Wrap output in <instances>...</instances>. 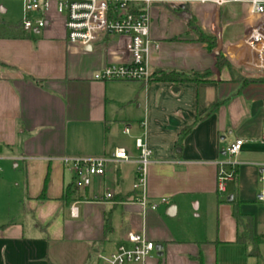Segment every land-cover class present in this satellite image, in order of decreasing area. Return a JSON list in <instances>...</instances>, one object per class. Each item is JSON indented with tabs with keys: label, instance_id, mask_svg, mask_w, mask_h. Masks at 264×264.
Wrapping results in <instances>:
<instances>
[{
	"label": "crops",
	"instance_id": "0c3cea01",
	"mask_svg": "<svg viewBox=\"0 0 264 264\" xmlns=\"http://www.w3.org/2000/svg\"><path fill=\"white\" fill-rule=\"evenodd\" d=\"M187 5H194L201 25L217 37L216 48L209 51L187 34L181 12L152 20L150 34L159 48L150 51L151 74L209 69V81L102 80L105 67L121 60L110 42L118 44L117 37L90 49L70 44L55 1L44 28L24 31L23 0H0L2 15L18 8L16 18L0 17V264H99L96 254L114 251L132 231L162 245L161 255L157 250L145 264H231L228 248L237 244L238 227L229 196L236 193L241 212L257 221L244 209L251 200L242 185L255 178L258 193L264 92L257 91L264 83L243 87L227 67L218 69L217 55L222 52L242 73L258 74L245 38L252 25L264 28V15H251L245 3L226 10ZM137 137L152 150L146 205L134 189ZM236 138L245 140L241 164L236 180L220 194L218 162L227 159ZM117 148L126 149L130 161L111 163L88 186L64 164L66 157H112ZM68 189L74 191L70 204L64 198ZM212 207L217 240L181 238L173 220L190 209L208 215Z\"/></svg>",
	"mask_w": 264,
	"mask_h": 264
},
{
	"label": "built area",
	"instance_id": "2783aa9c",
	"mask_svg": "<svg viewBox=\"0 0 264 264\" xmlns=\"http://www.w3.org/2000/svg\"><path fill=\"white\" fill-rule=\"evenodd\" d=\"M56 11L64 18L68 42L74 45H92L99 41L117 37L121 60L108 64L101 79L105 81H148L151 75L150 51L159 48V43L150 34L152 6L167 0H23L22 29L33 31L46 26L52 2ZM183 4L214 5L223 7L228 3H245L253 16L264 15V0H179ZM245 44L254 53L252 66L258 73H264V28L261 24L252 25L245 38ZM126 134L130 133L128 127ZM245 140L236 138L226 149L227 159L218 162V192L226 193L228 183L237 178L241 164L238 157ZM135 145L139 150L138 168L134 189L141 190L142 203L146 205L144 190L146 171L151 162L152 150L142 137H137ZM130 161L124 148H117L112 157H66L64 164L81 177L84 185L91 183L92 177L103 176L111 163ZM0 166V173H1ZM264 183V165L260 173ZM112 194L108 193L107 198ZM162 202H167L166 198ZM256 202L264 208V188L256 194ZM157 209L158 204H150ZM72 215L77 214V207H71ZM157 245L144 234L129 232L117 248L109 253L96 254L99 264H145L157 251Z\"/></svg>",
	"mask_w": 264,
	"mask_h": 264
},
{
	"label": "trees",
	"instance_id": "16d2710c",
	"mask_svg": "<svg viewBox=\"0 0 264 264\" xmlns=\"http://www.w3.org/2000/svg\"><path fill=\"white\" fill-rule=\"evenodd\" d=\"M165 3V2H162ZM159 4V3H158ZM181 7L178 4H171V10L174 13L181 12ZM191 12V17L186 21L187 23V34H195V40L197 42H202L207 45L209 51H212L217 46V37L206 30L200 23L198 16L193 12ZM217 67L222 70L227 67L230 73L233 75V79L240 81L242 86L245 87L250 83H264V74H254V75H244L241 69H234L230 61L226 58V56L220 52L217 55ZM213 73L211 70L207 69L205 71H177V70H158L152 73L149 77L148 81H173V82H204L209 81L212 77ZM37 83H42L41 80H35ZM217 107V106H216ZM215 108V107H214ZM195 123L190 124L183 128L181 132V138L188 135ZM73 190H66L64 198L66 199V203L70 204L72 201ZM222 194V193H220ZM242 201L238 200L236 197V193L234 194V199L231 204L233 207V216L237 222V237L236 243L242 245H251L252 249L250 254L256 257L260 256L259 246L264 240L263 235H255L254 233V217L251 214H244L240 210V205ZM110 218L109 216L106 218L105 230L108 231ZM203 264V261H201Z\"/></svg>",
	"mask_w": 264,
	"mask_h": 264
},
{
	"label": "rangeland",
	"instance_id": "374dc122",
	"mask_svg": "<svg viewBox=\"0 0 264 264\" xmlns=\"http://www.w3.org/2000/svg\"><path fill=\"white\" fill-rule=\"evenodd\" d=\"M171 4H178L179 6L183 5L182 2L179 0H167L165 3H159L152 6L151 10V17L152 20L158 21V18L166 17L167 15H173L174 12L171 10ZM186 6V5H185ZM236 6L238 7L237 3H228L223 6V9L226 10L228 7ZM188 7L189 12L193 10L194 5L190 6L187 5L184 9ZM23 11V9H22ZM18 12V8L16 10L13 8V15H2L0 17L8 18L14 17L16 18ZM191 13V12H190ZM155 14V15H154ZM187 18V17H186ZM15 22V21H14ZM166 22V21H164ZM160 23V22H159ZM195 37L196 35L193 34ZM263 74V73H258ZM244 75H248L245 74ZM258 93L264 92V87H261V90L257 91ZM263 114H264V107H263ZM245 184V185H244ZM242 187L245 189V196L248 200L246 207L244 209L250 210L254 212V216L256 214L257 221L255 217V231L261 230L264 232V208L261 204L252 202V199L256 195V180L255 178L249 177L244 183ZM229 185V183H228ZM260 185V186H259ZM230 187L233 189L234 183L230 184ZM264 188V183L260 181V175L258 176V191ZM198 211H189L182 212L178 217H176L173 223L179 229L181 233V238L186 240H195L200 241L203 238H207L209 240H217V229H218V218L217 212L215 207H212L208 213V215H204L201 213L200 216L196 214ZM221 249V248H220ZM252 247L251 245H242V244H235L233 246H229L228 254H230L231 264H264V241L260 244V256L256 257L250 254ZM163 257V256H162Z\"/></svg>",
	"mask_w": 264,
	"mask_h": 264
},
{
	"label": "water",
	"instance_id": "95a60500",
	"mask_svg": "<svg viewBox=\"0 0 264 264\" xmlns=\"http://www.w3.org/2000/svg\"><path fill=\"white\" fill-rule=\"evenodd\" d=\"M185 5L187 6V4H183V5H181L180 7H181L182 9H184V8L186 7ZM188 19H189V17H187V18L185 19V21H188ZM87 48L90 49V48H91V45H89ZM233 198H234V196H233V195H230L229 198H228V200H229V201H232ZM156 248H157V250H159V255H161V252H160V251L162 250V245H157Z\"/></svg>",
	"mask_w": 264,
	"mask_h": 264
},
{
	"label": "flooded vegetation",
	"instance_id": "af4514ba",
	"mask_svg": "<svg viewBox=\"0 0 264 264\" xmlns=\"http://www.w3.org/2000/svg\"><path fill=\"white\" fill-rule=\"evenodd\" d=\"M181 13L183 14V16L186 17H191V13L189 12L188 7L186 9H181Z\"/></svg>",
	"mask_w": 264,
	"mask_h": 264
}]
</instances>
